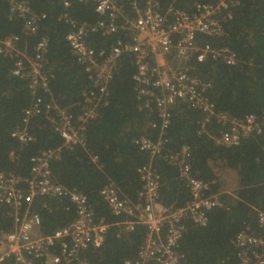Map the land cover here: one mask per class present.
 <instances>
[{
	"label": "trees",
	"instance_id": "trees-1",
	"mask_svg": "<svg viewBox=\"0 0 264 264\" xmlns=\"http://www.w3.org/2000/svg\"><path fill=\"white\" fill-rule=\"evenodd\" d=\"M39 17L38 31L33 36L23 33V21L9 13L8 0H0V40L17 37L15 46L32 55L33 47L42 37L48 39L44 58V72L48 89H38L36 98L54 102L58 108L72 114L78 112V103L90 85L83 67L73 57L66 36L69 27L59 17L64 11L79 24L94 25L100 20L96 5L91 0H25ZM238 5L220 14L224 35L209 37L200 34V45L212 49H228L235 54L236 64L227 65L221 59L206 60L196 65L200 80L209 85L206 95L215 104L217 112L234 118L254 114L260 119L261 132L242 139L238 146L220 147L215 138L221 125L211 116L195 110L175 106L171 110V124L166 130L165 152L177 151L187 145L192 150V175L209 185V195H216L221 206L214 208L205 227L189 226L179 242L178 251L186 264H219L234 258L232 240L246 226L256 236L264 238V226L257 221L264 211V0H236ZM69 7L65 10L64 3ZM143 5L144 0H138ZM162 12L169 6L192 14L195 4L216 5L218 0H159ZM128 17L135 13L130 0H122ZM230 16V18L227 17ZM45 16L44 18H41ZM125 40L118 32L108 37L89 34L87 43L95 51L107 50L117 40ZM16 58L0 55V173L27 177L31 159L42 151L60 150L50 161L52 178L62 187L84 194L95 211L96 219L107 225L104 243L89 248L85 258L89 264H123L137 256L146 228L135 224L127 231L125 216H113L99 196L100 190L115 186L122 198L136 202L141 190L137 170L148 160L134 141L140 137L156 139L152 122L155 114L138 109L139 102L133 77L136 72L132 54H123L116 62L109 83L107 104L97 108V117L86 128L81 144L65 147L62 138L54 132L44 112L29 118L27 129L32 141L22 144L12 133L22 128L24 112L34 97L25 79L12 74ZM44 111V110H43ZM54 111L51 112V115ZM165 153V154H166ZM96 158V160H94ZM160 175V202L166 207L181 208L190 199L183 182L178 179L176 167L163 158L153 161ZM216 169L229 170L236 176L233 194L223 193ZM32 212L41 220L40 233L53 235L75 218V207L68 197L36 196ZM14 227L10 210L0 205V230L9 232ZM264 253V249H263ZM235 260H233L234 262ZM2 264H14L6 260Z\"/></svg>",
	"mask_w": 264,
	"mask_h": 264
},
{
	"label": "built area",
	"instance_id": "built-area-1",
	"mask_svg": "<svg viewBox=\"0 0 264 264\" xmlns=\"http://www.w3.org/2000/svg\"><path fill=\"white\" fill-rule=\"evenodd\" d=\"M91 1L100 16L96 24H79L67 11L59 17L69 27L66 41L90 85L83 93V100L77 104L76 114L58 108L52 101L45 103L43 98L35 97L38 89L44 92L48 89V76L44 72L47 38L37 41L32 55H28L25 48L15 46L17 37L0 40V55L16 58L12 74L27 81L34 97L24 112L23 127L16 129L12 137L22 144L31 142L26 124L29 118L44 112L54 132L62 138L63 146L81 144L88 124L97 117V108L107 104L108 86L117 60L125 53L132 54L138 109L156 115L158 122H152L150 126L158 137L154 140L140 137L134 141L139 151L148 156L145 164L137 170L141 190L136 202L122 198L119 190L111 184L103 187L99 196L113 216H125L130 220L122 223L127 231L133 230L135 224L146 228L137 256L123 264H186L185 256L178 251L184 233L189 226L205 227L209 213L221 205L216 195L208 194L209 185L192 175L189 146L165 152L167 140L164 138L171 124V110L181 105L198 111L205 116L204 123L211 116L215 117L222 127L215 138V144L220 147L238 146L242 139L260 133L262 127L254 114L234 118L217 112L215 104L206 95L209 85L204 84L196 72V65L207 57L221 59L231 66L236 64L235 54L228 49L202 46L199 37L200 34L222 37L224 30L220 14L237 6L238 1L195 4L194 12L190 14L172 5L162 12L159 0H144L142 6L138 0H130L134 17L126 15L122 0ZM8 2L11 16L23 21V33L35 35L39 17L32 12L28 2ZM68 7L65 2V10ZM118 32L125 34V40L117 39L107 50L97 52L87 43L89 34L100 33L108 37ZM59 153L58 149L34 156L27 177L0 173V205L10 210L14 220L11 231L0 230V264L9 259L14 264H89L85 252L104 243L108 227L102 219H96L87 197L53 180L50 161L58 158ZM158 158L177 168L178 179L189 192L190 199L181 208L166 207L159 200L160 175L153 165ZM36 196L68 197L75 207V218L53 235H42L40 217L30 209ZM257 221L260 227L264 226V211L258 212ZM231 243L235 261L226 258L219 264H264V238L256 236L249 227L238 232Z\"/></svg>",
	"mask_w": 264,
	"mask_h": 264
},
{
	"label": "rangeland",
	"instance_id": "rangeland-1",
	"mask_svg": "<svg viewBox=\"0 0 264 264\" xmlns=\"http://www.w3.org/2000/svg\"><path fill=\"white\" fill-rule=\"evenodd\" d=\"M216 175L221 184V190L226 194H233L236 188V176L229 170L216 169Z\"/></svg>",
	"mask_w": 264,
	"mask_h": 264
}]
</instances>
